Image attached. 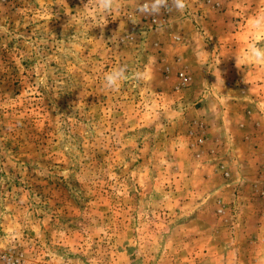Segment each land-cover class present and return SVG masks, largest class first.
Returning a JSON list of instances; mask_svg holds the SVG:
<instances>
[{
    "label": "rangeland",
    "instance_id": "rangeland-1",
    "mask_svg": "<svg viewBox=\"0 0 264 264\" xmlns=\"http://www.w3.org/2000/svg\"><path fill=\"white\" fill-rule=\"evenodd\" d=\"M140 3L0 0V264H264V144L199 157L264 83L245 55L264 0ZM123 65L145 78L106 88Z\"/></svg>",
    "mask_w": 264,
    "mask_h": 264
},
{
    "label": "crops",
    "instance_id": "crops-1",
    "mask_svg": "<svg viewBox=\"0 0 264 264\" xmlns=\"http://www.w3.org/2000/svg\"><path fill=\"white\" fill-rule=\"evenodd\" d=\"M257 69L259 74L264 72V63H258ZM241 85L243 90L241 97L229 101L228 109L220 108L218 110L217 117L221 123L220 125L215 124V127L206 133L205 147L200 149L203 153L199 155L202 161L210 160V163L214 164L216 168L219 167L218 165L232 167L241 164V153L236 147L237 141H241L243 145L255 144L263 147L264 144L263 135L262 138L260 135L257 136L250 132L251 123L257 122L259 131L261 123L264 122V110H262L264 107V83H258L256 87H253L254 85L244 81ZM251 88H256L257 98L250 93ZM255 107L258 109L257 111ZM204 112L205 109L202 108L201 113L204 114Z\"/></svg>",
    "mask_w": 264,
    "mask_h": 264
},
{
    "label": "clouds",
    "instance_id": "clouds-1",
    "mask_svg": "<svg viewBox=\"0 0 264 264\" xmlns=\"http://www.w3.org/2000/svg\"><path fill=\"white\" fill-rule=\"evenodd\" d=\"M96 3L98 9L104 12H112L116 0H96ZM186 7L187 0H143V3L137 5L136 12L141 16L159 17L164 12H182ZM129 20L134 24L132 17ZM250 25L256 32L264 33V11L257 12L250 17ZM245 55L254 62L264 63V47L259 46L257 43H250ZM236 60L238 63V58ZM145 76L146 73L142 70L129 73L127 66L123 65L104 74V86L111 90H118L123 82L132 80L138 83Z\"/></svg>",
    "mask_w": 264,
    "mask_h": 264
},
{
    "label": "built area",
    "instance_id": "built-area-1",
    "mask_svg": "<svg viewBox=\"0 0 264 264\" xmlns=\"http://www.w3.org/2000/svg\"><path fill=\"white\" fill-rule=\"evenodd\" d=\"M200 141H201V143H203V138L202 137H200V139H199Z\"/></svg>",
    "mask_w": 264,
    "mask_h": 264
}]
</instances>
